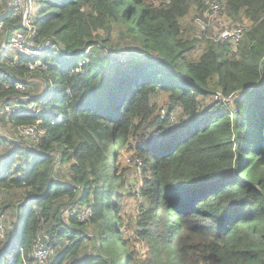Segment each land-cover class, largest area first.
I'll list each match as a JSON object with an SVG mask.
<instances>
[{
    "label": "trees",
    "instance_id": "16d2710c",
    "mask_svg": "<svg viewBox=\"0 0 264 264\" xmlns=\"http://www.w3.org/2000/svg\"><path fill=\"white\" fill-rule=\"evenodd\" d=\"M7 1L0 103L26 97L38 111L0 122L43 133H0V264H23L43 233L55 250L47 264H264V0H220L246 25L236 46L185 23L204 0H36L33 41L60 46L34 70L4 50L24 29ZM114 26L139 55L118 56ZM217 91L236 95L231 107L210 99ZM123 149L135 162L119 168ZM128 201L139 260L121 231Z\"/></svg>",
    "mask_w": 264,
    "mask_h": 264
},
{
    "label": "built area",
    "instance_id": "2783aa9c",
    "mask_svg": "<svg viewBox=\"0 0 264 264\" xmlns=\"http://www.w3.org/2000/svg\"><path fill=\"white\" fill-rule=\"evenodd\" d=\"M31 0H12L8 2L7 6L13 11V14L21 15V25L23 30H16L6 41L4 50L12 54H17L26 59H29V70H34L40 65V58L49 49L60 46L50 38H43L39 42H34L33 38L36 35L35 28L31 24L32 13L30 10ZM205 9L201 15L194 18L195 24L203 32L204 37L213 40L214 42H229L231 45L236 46L246 29L245 25L235 23L223 11L222 2L220 0H204ZM11 6V7H10ZM1 28V23H0ZM209 28L213 29V35H208ZM1 30V29H0ZM27 33V36L25 35ZM90 47L85 48V52H89ZM113 52L111 51L110 54ZM121 58L125 55L119 54ZM16 88L20 91L24 89L21 83L16 84ZM233 94L224 95L221 91L212 94L211 99L219 102L225 106L231 107ZM26 97L21 100H15L10 103H2L0 106V115L8 116L12 113L22 112L26 109L30 112H37L38 109L33 103L23 104ZM173 115L169 116V121H173ZM22 134L29 141H37L42 135L43 131L36 126L22 125ZM49 240L47 234H39L33 245L32 252L28 258H23V264H47L50 256L54 254V249L49 247L46 242ZM23 254L21 248L18 249Z\"/></svg>",
    "mask_w": 264,
    "mask_h": 264
},
{
    "label": "rangeland",
    "instance_id": "374dc122",
    "mask_svg": "<svg viewBox=\"0 0 264 264\" xmlns=\"http://www.w3.org/2000/svg\"><path fill=\"white\" fill-rule=\"evenodd\" d=\"M12 2V0H8V2ZM11 7V6H10ZM40 5L36 0H31L30 1V10L32 15H34L38 9H39ZM194 15L192 14V11L189 13L188 17L185 20V23L194 27V28H199L195 22H194ZM246 26V25H245ZM122 29L120 30V27L118 26H114L112 34H111V43H113L115 46L113 48H120V50L124 49L122 54L125 55H139L140 52H138L139 50L136 48L134 42H131L129 38L127 37H122L120 36V34L122 33ZM25 35L27 36V33H25ZM111 43H109L108 45H110ZM203 44L202 43H198L196 49L194 50V57H196V55L198 53H200L201 49H202ZM112 49V48H110ZM114 50L112 49V52ZM125 53V54H124ZM211 99V98H210ZM163 101V100H162ZM162 101L160 103H162ZM2 103H0L1 106ZM160 115L161 117H163L164 115H166V112H164V110L160 111ZM3 116V115H1ZM6 117V116H5ZM174 120V117H173ZM0 133H2L3 135L10 137V138H14L16 139V141H27V142H31L29 140H27V138L22 134V128L17 127V129H14L13 127H10L8 124L5 123H1L0 122ZM2 150L0 149V156L2 155ZM107 160H108V165L110 162V156L107 155ZM133 158V153L129 150H120L118 153V157H117V161H118V165L119 168H123L126 167L127 165L135 162ZM136 159V158H135ZM136 163L138 164V159L136 160ZM130 174V178L131 181L133 182L134 186H137L141 183V179L139 174H134L133 171L130 170L129 172ZM108 207V206H107ZM120 210V215H121V220L123 223V226L121 227V231L126 233L127 235H129L127 237V241H128V248L133 251V257L137 260L143 258L145 256V244L138 240L135 236L130 234L129 229L126 227L127 226V222H128V217L132 215L131 213V202L128 201L126 202V204H121V208ZM71 208L70 206L66 207L63 211V215L66 216L70 213ZM75 209L73 210L72 213H75ZM109 213V211H108ZM88 215V210L87 209H83V212L80 214V217L82 218H86V216ZM106 219L108 221L107 215H106ZM108 227V226H107ZM110 230L112 228H109ZM1 237V235H0ZM55 253V250H54ZM54 255V254H53ZM53 255H51L50 257H52ZM120 255V254H119ZM121 260V258H120Z\"/></svg>",
    "mask_w": 264,
    "mask_h": 264
},
{
    "label": "water",
    "instance_id": "95a60500",
    "mask_svg": "<svg viewBox=\"0 0 264 264\" xmlns=\"http://www.w3.org/2000/svg\"><path fill=\"white\" fill-rule=\"evenodd\" d=\"M125 54V53H124ZM126 57H129L130 55L125 54Z\"/></svg>",
    "mask_w": 264,
    "mask_h": 264
},
{
    "label": "bare ground",
    "instance_id": "6f19581e",
    "mask_svg": "<svg viewBox=\"0 0 264 264\" xmlns=\"http://www.w3.org/2000/svg\"><path fill=\"white\" fill-rule=\"evenodd\" d=\"M18 251V250H17Z\"/></svg>",
    "mask_w": 264,
    "mask_h": 264
}]
</instances>
